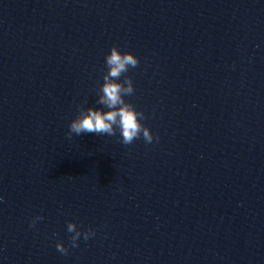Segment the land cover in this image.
<instances>
[{
  "label": "clouds",
  "instance_id": "9594fccd",
  "mask_svg": "<svg viewBox=\"0 0 264 264\" xmlns=\"http://www.w3.org/2000/svg\"><path fill=\"white\" fill-rule=\"evenodd\" d=\"M139 63L138 57L133 53L122 52L116 45L111 47L109 54L105 56L107 71L103 74V83L98 90L96 100V103L103 108H85L83 104L78 105L77 115L69 124L67 132L69 139L73 135L79 136L85 133L115 136L119 131L120 142L124 145H131L141 137L146 144H151L154 140L158 142L159 137L154 136L150 128L142 123L146 119L145 114L125 99L135 92L131 77L125 74L130 68H136ZM42 219V216H35L30 221L29 227L34 228ZM67 232L72 234L69 238L71 248L78 247V241L81 238L87 241L96 234L91 228L81 231L71 221L67 223ZM55 247L61 254L67 255L69 252V247H66L63 242L57 241Z\"/></svg>",
  "mask_w": 264,
  "mask_h": 264
}]
</instances>
